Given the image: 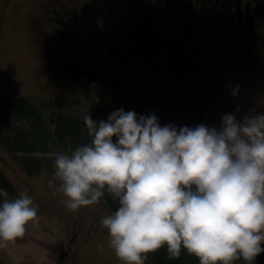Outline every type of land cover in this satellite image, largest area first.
<instances>
[{"label":"clouds","instance_id":"clouds-1","mask_svg":"<svg viewBox=\"0 0 264 264\" xmlns=\"http://www.w3.org/2000/svg\"><path fill=\"white\" fill-rule=\"evenodd\" d=\"M83 123L90 142L57 153L53 174L66 210L106 194L118 200L100 225L119 260L146 264L166 247L169 260L184 250L199 264H256L264 252V113L177 127L118 108L100 121L88 112ZM8 195L0 188V249L38 218L27 190Z\"/></svg>","mask_w":264,"mask_h":264},{"label":"flooded vegetation","instance_id":"flooded-vegetation-1","mask_svg":"<svg viewBox=\"0 0 264 264\" xmlns=\"http://www.w3.org/2000/svg\"><path fill=\"white\" fill-rule=\"evenodd\" d=\"M30 1L26 33L53 68L35 60L39 77L96 87L110 113L219 127L225 113L264 111L250 100L264 89V0Z\"/></svg>","mask_w":264,"mask_h":264},{"label":"rangeland","instance_id":"rangeland-1","mask_svg":"<svg viewBox=\"0 0 264 264\" xmlns=\"http://www.w3.org/2000/svg\"><path fill=\"white\" fill-rule=\"evenodd\" d=\"M28 1L0 0V99L43 97L50 101L53 110L61 102L73 99H81V104L93 99L102 106L96 87L80 86L75 92L73 85L65 89L39 77L35 60L48 73L53 68L43 59L46 47L42 50V46L32 44L26 33ZM58 53L53 50L52 58L58 57ZM68 92L70 96L60 99ZM250 100L264 102V89ZM254 107L257 109L252 114L264 113L260 111L261 104ZM0 167L15 189V195L9 199L27 190L38 206V218L28 223L24 236L0 249L4 264H124L109 246L107 229L100 225V220L111 214L103 201L75 212L66 210L62 205L65 198L58 191L60 182L49 171L27 175L1 146Z\"/></svg>","mask_w":264,"mask_h":264},{"label":"trees","instance_id":"trees-1","mask_svg":"<svg viewBox=\"0 0 264 264\" xmlns=\"http://www.w3.org/2000/svg\"><path fill=\"white\" fill-rule=\"evenodd\" d=\"M79 100L61 102L53 110L50 101L43 97L0 99V146L13 155L27 175L34 176L47 170L54 176L53 163L57 153H65L69 148L90 142L83 117L89 112L94 120L100 121L106 120L110 114L93 99L86 101L87 104H81ZM115 140L113 137V142ZM0 188L7 190L8 198L15 195L14 186L1 167ZM2 201L3 197H0ZM101 201L110 213L119 206L118 200L107 194ZM0 264L4 263L0 260ZM146 264H199V260L184 250L178 259L169 260L166 247H162L148 254ZM234 264L245 262L241 259Z\"/></svg>","mask_w":264,"mask_h":264},{"label":"water","instance_id":"water-1","mask_svg":"<svg viewBox=\"0 0 264 264\" xmlns=\"http://www.w3.org/2000/svg\"><path fill=\"white\" fill-rule=\"evenodd\" d=\"M194 187V186H193ZM261 247L264 248V243L261 244ZM256 262L257 264H264V252L260 253L257 257H256Z\"/></svg>","mask_w":264,"mask_h":264}]
</instances>
